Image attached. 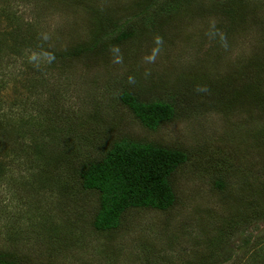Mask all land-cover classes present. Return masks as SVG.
Masks as SVG:
<instances>
[{"label":"rangeland","instance_id":"obj_1","mask_svg":"<svg viewBox=\"0 0 264 264\" xmlns=\"http://www.w3.org/2000/svg\"><path fill=\"white\" fill-rule=\"evenodd\" d=\"M139 1L0 0V111L8 118H0V136L3 130L12 135L17 129L13 135L21 145L3 158L7 169L0 178V253L25 264H264V218L255 222L250 214L251 204L264 195V137L259 135L264 133V103L224 113L207 108L201 99L182 102L172 92L184 79L211 86L240 74L252 61L253 38L240 32L218 42L221 33L215 39L208 33L215 31L220 15L191 16L165 28L162 48H146L134 64L121 57L84 58L66 62L56 74L45 68L47 56L32 48L31 54H14L29 38L27 44L45 54L75 47L91 35L92 9L127 17L138 10ZM262 2L249 1V6L260 8L257 18L264 20ZM36 63L44 68L43 77L22 74L21 69ZM134 69L153 77L157 97L182 104L184 115L156 131L143 127L116 96ZM255 72L245 69L242 76L248 83ZM150 79H145L146 87ZM210 98L206 94L205 100ZM35 101L46 109L43 115L32 112L44 123L42 131L49 134L51 126V136H72L83 150L97 152L123 137L183 150L188 161L173 177L175 206L166 213L135 211L112 236L93 233L86 217L95 197L81 190L60 154L42 161L35 153L41 140L38 121L33 117L34 125L31 121L32 127H26L23 114V107ZM219 181L224 190L216 185ZM83 212L87 215L80 220ZM232 216L241 230L231 232L223 247L224 226ZM246 238L251 246L244 251Z\"/></svg>","mask_w":264,"mask_h":264},{"label":"trees","instance_id":"obj_2","mask_svg":"<svg viewBox=\"0 0 264 264\" xmlns=\"http://www.w3.org/2000/svg\"><path fill=\"white\" fill-rule=\"evenodd\" d=\"M249 1L253 2V0H140L138 10L127 17H115L111 12L92 9L91 35L86 42L65 50H48L45 54L38 48L29 46L27 42L32 41L29 38L24 40L26 43L19 45L22 50L14 54L22 53L23 55L25 52L31 54L28 49L32 48L40 57L47 56L48 66L45 68L50 67V70H54L56 74L66 67V62L84 58L93 61L105 59L108 56L115 59L121 57L123 61H132L134 64L145 54L146 48V50L156 51L162 48L166 39L164 29L168 26L177 25L178 21L184 22L191 16L198 18L214 16L218 19L220 15L215 31L208 33V37L215 39L216 33H221L217 39L221 42L241 32L245 38H253L251 43L255 46L250 59L252 61L249 62L248 67L240 69L242 71L240 74H236V71L229 78L214 81L215 83L211 86H207L204 81L184 79L174 86L172 92L182 102L186 99H201L203 104L208 106L207 108L210 106L219 108L224 113L238 106L258 107L260 102L264 103L262 91L264 88V20L257 18L260 16V12L258 13L260 8L250 9ZM262 6H264V0L261 3ZM39 64L21 69L22 74H32L35 78L43 77L44 68H39ZM250 68L256 71V78L247 83L242 74L245 73V69ZM142 76V73L134 69L130 75L128 73L124 77L121 89L116 93L123 107L127 108L138 122L150 131H156L163 124L181 118L184 115L180 108L182 104H177L175 101L164 102L159 99L155 92V82L151 85L153 77ZM146 78H152L146 80L151 86H145ZM34 85L31 87L36 88L39 83ZM206 94L211 96V101L205 100ZM32 112L43 115L46 109L38 101L23 107V114L26 113L24 120L26 127H32L31 121L34 125V118L38 121L39 128L36 131L41 140L35 143L39 147L35 153L42 156V161L48 160L50 156L47 155L51 153H54V156L60 154V159L63 158L62 164L68 162L66 170L76 180L81 190L95 197L90 213L86 217L93 233L104 237L112 236L123 229L129 221V216L135 211L150 210L166 213L177 203L173 177L188 161V155L183 150L131 137L116 139L109 143L107 148L97 152H95L96 149L83 150L78 148L77 140L75 138L73 140L72 136H67L64 140L51 136L53 132L51 126L48 127L49 134L44 133L42 131L44 123L41 124V119L33 116ZM0 118H6L1 111ZM12 130V135L3 130L0 136V178L7 169L3 160L8 156L7 152L21 147L13 135L17 129ZM259 135L264 137V133ZM49 137L57 142H50L47 140L50 139ZM22 138L25 137L22 136ZM42 163L44 165L45 162ZM216 185L221 190L225 189L222 181ZM62 187L69 188L68 185ZM261 198L258 197V200L251 204L253 206L250 212L251 219L255 222L264 218V195ZM85 215H87L85 212L79 214L80 220H83ZM231 218L224 226L228 231L225 230L222 234L223 247L227 244L231 232L241 230V224L236 221V216ZM80 237L81 235L77 236V241ZM242 245V250L246 251L251 246L250 238L244 239ZM230 258L231 256H228V259ZM20 261L11 254L0 253V264H25ZM205 262L207 264V261Z\"/></svg>","mask_w":264,"mask_h":264}]
</instances>
